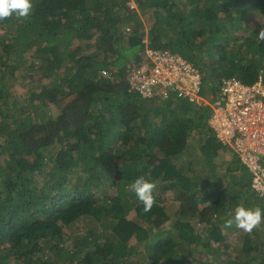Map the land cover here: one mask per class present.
<instances>
[{
    "label": "trees",
    "instance_id": "trees-1",
    "mask_svg": "<svg viewBox=\"0 0 264 264\" xmlns=\"http://www.w3.org/2000/svg\"><path fill=\"white\" fill-rule=\"evenodd\" d=\"M32 4L28 18L0 20V264H264V220L251 233L224 227L237 205L264 212V201L211 107L176 91L145 98L127 79L152 48L196 65L206 94L215 78L253 83L264 0ZM141 176L156 184L147 213L130 188Z\"/></svg>",
    "mask_w": 264,
    "mask_h": 264
},
{
    "label": "built area",
    "instance_id": "built-area-1",
    "mask_svg": "<svg viewBox=\"0 0 264 264\" xmlns=\"http://www.w3.org/2000/svg\"><path fill=\"white\" fill-rule=\"evenodd\" d=\"M102 75L110 73L103 70ZM127 79L145 98H166L176 91L192 102H209L210 126L246 166L252 190L264 201V65L253 83L223 78L218 92L205 97L203 72L196 65L174 51L147 48L141 65L131 66Z\"/></svg>",
    "mask_w": 264,
    "mask_h": 264
},
{
    "label": "clouds",
    "instance_id": "clouds-1",
    "mask_svg": "<svg viewBox=\"0 0 264 264\" xmlns=\"http://www.w3.org/2000/svg\"><path fill=\"white\" fill-rule=\"evenodd\" d=\"M32 10V0H0V20L10 18L13 15H15L17 18L26 19L29 17ZM257 36L259 40L264 41V28H259ZM219 87L220 84L216 92L206 94L205 91L207 90L205 88V81L203 77V93L205 97H208L213 93L216 94L219 90ZM56 110L59 113V110ZM130 188L135 193L138 201L143 205V211L145 213L151 211L154 204L156 203L155 196L153 195L154 190L156 189L155 182L149 181L141 176L130 185ZM229 216L231 218L227 219L224 224L226 229L235 227L247 233H251L254 229L260 227L262 220H264V212H262L261 208L256 207L255 209H251L245 208L243 205H237L234 209V212L229 213Z\"/></svg>",
    "mask_w": 264,
    "mask_h": 264
},
{
    "label": "rangeland",
    "instance_id": "rangeland-1",
    "mask_svg": "<svg viewBox=\"0 0 264 264\" xmlns=\"http://www.w3.org/2000/svg\"><path fill=\"white\" fill-rule=\"evenodd\" d=\"M130 5L132 7H136V8L138 7V4L135 1H131L130 2ZM142 17L146 21L147 15H143ZM257 21H258V23L260 22L262 24V26L264 27V18L263 17H257ZM252 25H256V22H255L254 19L252 20ZM147 30H149V29H147ZM241 33L244 34V32H241ZM145 42L147 43V39H145ZM143 57H144V54H142V58ZM38 77H40V74L39 73H36L35 74V78H38ZM215 79H216L217 82L221 83V81L219 79H217V78H215ZM29 86H30V84L27 82V85L19 86L18 88H15V91L14 92L17 93V94H25L26 91L29 90ZM206 102H208V101H206ZM202 103H204V102H202ZM207 104L210 105L209 102ZM52 110H53V115L54 116L57 115L58 111L55 108H53ZM191 142L193 143L194 141H191ZM190 151H192L195 155H198L197 148H193V147L189 148V150L184 153V155L181 157L180 161H181V163H182V165L184 166L185 169L187 167V163L190 160H192L191 157H188V153ZM231 155H232V153H231ZM216 161H217V163H216L217 168L216 169L218 171V174L224 177V182H225L226 185L229 184V185L232 186L233 184H231V182L229 180V177L227 176L228 175L227 174L228 173L227 172V169L229 168L230 162L227 159V157L224 154V152H221L220 153V156L217 157ZM232 167H234V166H232ZM245 178H249V173H248V175H245ZM166 197H167L168 200L167 201H164V202L168 205V208H169L168 210H169L170 214L172 215V218H174L173 217V213L175 212V210L177 208V205H176V203L173 200L170 201V198H171L170 196H166ZM70 231H77V228L72 226V228H70ZM243 233H244V231H243ZM227 240H228L229 243L231 242L233 244L234 251L237 252L239 250L240 245L238 244V242L236 240H234V237L231 235V237L229 236V238ZM132 242L135 243V238H132Z\"/></svg>",
    "mask_w": 264,
    "mask_h": 264
}]
</instances>
